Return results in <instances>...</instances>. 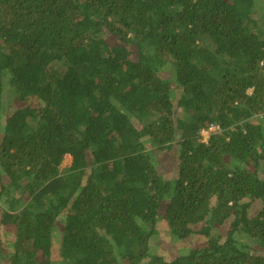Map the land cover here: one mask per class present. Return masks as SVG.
<instances>
[{
  "label": "trees",
  "instance_id": "16d2710c",
  "mask_svg": "<svg viewBox=\"0 0 264 264\" xmlns=\"http://www.w3.org/2000/svg\"><path fill=\"white\" fill-rule=\"evenodd\" d=\"M0 183L12 264H264V0H0Z\"/></svg>",
  "mask_w": 264,
  "mask_h": 264
},
{
  "label": "rangeland",
  "instance_id": "374dc122",
  "mask_svg": "<svg viewBox=\"0 0 264 264\" xmlns=\"http://www.w3.org/2000/svg\"><path fill=\"white\" fill-rule=\"evenodd\" d=\"M10 92V91H9ZM7 93V96L5 97V105L6 110L9 113L10 111H13V108L15 109L17 107V102H13L10 100V93ZM202 141H207L208 139H205L202 137ZM174 155L171 154H165L162 157V163L160 165V170L166 175L167 178H170L171 175H173V164L175 162ZM71 157L66 156L64 162L60 166L61 172L71 164ZM0 189H1V183H0ZM260 207L259 203H256L255 209H253V212L257 211ZM159 233L154 236V240L156 243H158L157 247L160 249L159 251H163V254L166 258H175L178 255L181 254H187L192 249L203 246L206 243V238L203 235H200L199 233H194L190 237L184 240H175L173 237H171V234L169 230L167 229L166 225L162 223V221H159L158 224ZM12 236V234H11ZM239 239L244 240L245 236H239ZM1 247V243H0Z\"/></svg>",
  "mask_w": 264,
  "mask_h": 264
},
{
  "label": "crops",
  "instance_id": "0c3cea01",
  "mask_svg": "<svg viewBox=\"0 0 264 264\" xmlns=\"http://www.w3.org/2000/svg\"><path fill=\"white\" fill-rule=\"evenodd\" d=\"M1 213V210H0ZM13 231V230H12ZM11 228L1 225L0 226V249L4 251V254L0 257V264H12L11 259L14 251L12 242L14 241L13 232ZM12 232V236H11ZM1 251V253L3 252Z\"/></svg>",
  "mask_w": 264,
  "mask_h": 264
},
{
  "label": "built area",
  "instance_id": "2783aa9c",
  "mask_svg": "<svg viewBox=\"0 0 264 264\" xmlns=\"http://www.w3.org/2000/svg\"><path fill=\"white\" fill-rule=\"evenodd\" d=\"M219 129L218 125L212 124L209 128L201 130V137L208 139L210 135Z\"/></svg>",
  "mask_w": 264,
  "mask_h": 264
}]
</instances>
